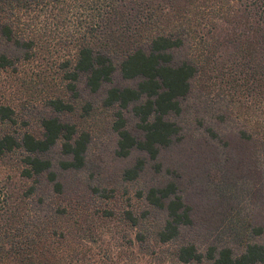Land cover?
<instances>
[{
	"label": "trees",
	"instance_id": "trees-1",
	"mask_svg": "<svg viewBox=\"0 0 264 264\" xmlns=\"http://www.w3.org/2000/svg\"><path fill=\"white\" fill-rule=\"evenodd\" d=\"M32 17L71 33L58 92L39 99L23 73ZM235 96L264 121V0H0V163L18 166L0 264H264L263 243L223 240L242 209L264 219V124H235ZM96 109L110 113L99 149L81 124ZM129 186L141 207L108 227L99 206Z\"/></svg>",
	"mask_w": 264,
	"mask_h": 264
},
{
	"label": "rangeland",
	"instance_id": "rangeland-1",
	"mask_svg": "<svg viewBox=\"0 0 264 264\" xmlns=\"http://www.w3.org/2000/svg\"><path fill=\"white\" fill-rule=\"evenodd\" d=\"M34 16V15H33ZM32 21L28 22L29 26L32 30H36L37 33L39 32L40 35V44L38 45V51H37V59L35 62L29 65V67H26L23 69L24 76H26V87L29 88L28 96L32 98H44L46 95H52L54 93L58 92V86L60 85V77L59 72L57 71V66L61 62L62 59L69 56V36L70 31L62 28H55L48 26H42V19L41 18H34L32 17ZM73 21L72 17L66 19L64 22L66 27L68 29H72L69 25ZM61 23V20L58 22ZM63 23V21H62ZM63 26V25H62ZM45 29H44V28ZM43 28V29H42ZM49 28H54L53 30ZM19 79L23 78L22 76L18 77ZM41 80L44 83V89H36L35 86H37V80ZM31 81V82H29ZM228 88V87H227ZM18 90V89H16ZM22 90V89H20ZM214 90H224L226 91V86L223 85L222 87L216 86V89ZM15 90H11L10 95L7 93H4L5 97H9L11 99H15L16 94ZM1 93V94H2ZM232 94V93H231ZM1 95V96H4ZM230 91L225 92V97L229 100ZM236 100H239L242 104H239L237 101L232 102L234 103L232 105V108L230 107V114H232V118L234 120V123L238 126L241 125H249L247 128L249 130L253 131L255 134V129L258 131V128L264 124V121L262 119L257 120L256 123L253 122V120L250 119L249 116L246 115L248 112V107L250 105V101H245L242 98H238L235 96ZM241 105V107L239 106ZM231 106V105H230ZM241 108V110H240ZM249 111L248 113H250ZM189 116L187 115L183 117V121L186 123V119L188 120ZM109 120H110V113L103 110L96 111L87 119L81 121L82 127L87 130L92 138V143L95 149H99L105 146V144L108 142L109 137L111 135L109 131ZM189 121V120H188ZM184 123V122H183ZM261 130V129H260ZM164 155L162 156L163 160ZM166 158V155L165 157ZM15 157H13V163L7 164V162H1L0 163V196L3 191V189L6 187H9V185L12 184H18V166L15 162ZM110 166L112 169H115L114 166L120 167L121 164L118 161H115L114 159L110 162ZM114 181L118 180L115 176L113 177ZM22 183V182H21ZM128 194H123L124 196H117L115 199H112L108 202L102 203L101 206H99L100 209H110L113 210L116 214V218L114 217L111 221H105L107 223H110L108 227H115V225L118 223L117 221V214L118 212L122 211L126 207L129 209H132L133 211H138L141 207V204L135 200L134 198V190L133 187H128ZM4 192V191H3ZM88 214V213H87ZM216 218H219L220 216L217 214L215 215ZM213 217V214L210 215V218ZM233 220V232H234V240L232 241L230 236H223L224 241H228L229 243H232V246L235 248L240 245V242L245 243L249 236L253 238L254 241H259L264 244V219L262 218L261 214L257 210H250V207H246L245 209H242V212L232 217ZM254 224H258L263 228V233L261 236H253L251 233V228L254 226ZM105 232V229H104ZM108 236V235H107ZM104 235L105 239H108ZM235 241V242H234ZM234 243V244H233ZM161 248H167L165 246H162ZM163 259L161 261V264H171V260L168 256L169 254L163 253Z\"/></svg>",
	"mask_w": 264,
	"mask_h": 264
}]
</instances>
